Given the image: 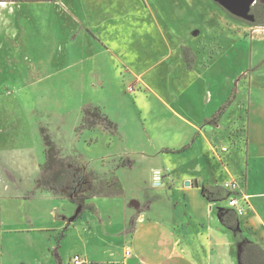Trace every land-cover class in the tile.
<instances>
[{"label": "rangeland", "instance_id": "374dc122", "mask_svg": "<svg viewBox=\"0 0 264 264\" xmlns=\"http://www.w3.org/2000/svg\"><path fill=\"white\" fill-rule=\"evenodd\" d=\"M59 1L64 2H0V196H32V204L24 210L27 222L37 216L38 224H49L50 211L55 207L69 223L53 236L0 232L4 259L27 264L33 258L42 264L48 248L59 252L63 264L75 254L89 257L95 250L101 254L106 247L119 253L122 244L110 237L113 228L100 225L101 216L105 223L107 218L123 223L122 212L127 210L133 190L144 183L149 167L162 166L157 146H172L187 130L181 119L158 100L157 89L142 83L145 79L162 88L166 75L158 70L139 76L120 67L119 71L107 56L87 58V42L79 37L70 40L69 32L74 27L68 25L67 9L57 4ZM191 1L195 7L201 4L202 9L188 10L186 17L194 12L191 23L207 41L199 48L198 59H191L193 65H185L187 70L199 68L197 84L179 95L173 108L199 123L211 117L214 127L223 121V134L213 130L215 147L224 141L228 152L237 149L228 162L233 175L240 169L243 151L246 179L249 156L264 158V23L256 26L241 22L212 0ZM259 3L264 6V0ZM133 61V67L141 70L156 60ZM92 66L96 83L89 80ZM99 70L101 75H97ZM87 111L89 117H85ZM40 128L47 131L62 156L79 161L82 171L78 186L48 199L36 198L40 192H49L37 189L35 183L39 166L45 161ZM132 157L137 166L130 170ZM92 178L101 192L121 194L90 197L98 213H79L71 199L88 194L90 191L80 189ZM221 179L229 178L222 174ZM201 189L204 192L208 188ZM221 217L225 227L231 229L228 231L234 245L254 240L264 245L260 231L255 235L244 224L237 230L239 221L230 209ZM140 219H134V227ZM12 248L15 252L8 254L6 251Z\"/></svg>", "mask_w": 264, "mask_h": 264}, {"label": "crops", "instance_id": "0c3cea01", "mask_svg": "<svg viewBox=\"0 0 264 264\" xmlns=\"http://www.w3.org/2000/svg\"><path fill=\"white\" fill-rule=\"evenodd\" d=\"M74 1L64 0L63 5L57 2L67 9L68 25L74 27L69 32L70 40L82 38L89 49L87 58L107 56L119 71L121 69L139 76L157 73L158 70L163 72L167 78L161 84L162 88L147 83L145 79L142 83L157 89L158 100L172 110L185 125L183 129H187L174 140L176 142L172 146H157L162 166L149 167L142 181L144 183L133 190L127 210L122 212L123 223L112 218H107L108 222L105 223V218L101 216L100 225L113 228L110 237L121 242L120 252L110 247H106L101 254L98 253L100 250H95L89 257L84 256L87 264H240L239 250L242 244L234 245L231 241L228 231L231 229L222 223L221 214L226 209L233 211L228 206V199L236 196L244 209L243 215L236 216L240 225L237 230L244 224L251 228L253 234L259 231L264 234V179H261L264 178V158L257 154L249 156V169L244 179L246 164L241 151L240 169L233 175L228 162L237 149L228 152L224 141L216 147L214 142V129L220 134L225 132L223 121L214 127L211 117L199 123L185 118L173 108L176 98L195 86L200 77L198 67L187 70L186 66L189 65L185 63L182 50L188 48L193 55L190 59L194 60L195 56L198 59L202 51L199 48L207 41L205 34L191 23L194 12L186 17L188 10H201V4L195 7L191 0ZM136 12L140 14L136 15ZM139 58L156 61L151 67L139 70L132 65L133 60ZM190 64L193 65V62ZM92 68L88 70L89 80L96 83V72ZM101 74V70L97 71V75ZM221 148L227 151L222 152ZM131 159L133 164L129 169L133 170L137 160L134 157ZM213 162L218 164L213 167ZM220 174L229 179H221ZM235 180L240 184V191L225 190L227 197L223 200H208L201 189L213 186L223 188L225 183ZM185 182L191 185L185 186ZM52 197L57 196L50 192H40L36 196L38 199ZM31 201L33 197L28 193L26 196L20 193L0 196L2 235H29L33 232L53 236L65 224L69 225L66 223L67 217L59 214L55 207L50 211L49 224H38L37 216L36 220L28 218V223L25 221L28 214L24 210L29 209ZM2 202L4 204L1 206ZM135 218L141 219L134 227ZM247 221L249 224H245ZM127 227L132 229L127 230ZM251 243L258 244L264 251V245L257 240ZM127 250L130 251L129 256L125 255ZM3 251L0 244V264H27L20 260H5ZM6 252L12 254L15 251L12 248ZM47 253L42 264H63L57 250L48 248ZM94 256L98 258L96 261L92 259ZM30 263L41 264L37 258L30 260Z\"/></svg>", "mask_w": 264, "mask_h": 264}, {"label": "trees", "instance_id": "16d2710c", "mask_svg": "<svg viewBox=\"0 0 264 264\" xmlns=\"http://www.w3.org/2000/svg\"><path fill=\"white\" fill-rule=\"evenodd\" d=\"M5 1L17 3H50L54 0H0V2ZM259 2L260 0H256L255 6L251 10V13L254 16V23L250 25L257 26L264 23V6ZM182 53L185 58V63L188 65L191 60L190 58H193V55L188 48H184ZM89 116V111L85 112V117ZM39 131L44 146L45 161L39 166L40 176L37 182H35L36 188L52 192L53 194H58L62 190L72 189L75 186H78L82 178L79 161L72 156H62L55 143L47 134V131L43 128H40ZM89 175L92 176V173ZM92 181H94L93 178L90 179V182L81 185L80 190L87 192L90 191L88 194H79L71 199V202L77 206L79 213L85 211L92 214L98 213V210L90 200V197H111L121 194V191L103 193L99 189H96V186ZM194 186L197 187L196 185ZM203 194L208 200H223L227 197V193L220 186L209 187L207 191L203 192ZM56 258L58 257L56 256ZM239 262L240 264H264V251L258 244L249 242L243 243L239 250Z\"/></svg>", "mask_w": 264, "mask_h": 264}, {"label": "water", "instance_id": "95a60500", "mask_svg": "<svg viewBox=\"0 0 264 264\" xmlns=\"http://www.w3.org/2000/svg\"><path fill=\"white\" fill-rule=\"evenodd\" d=\"M222 10L233 18L242 22L254 23V16L251 10L256 3V0H212ZM190 182H185V186H190Z\"/></svg>", "mask_w": 264, "mask_h": 264}, {"label": "built area", "instance_id": "2783aa9c", "mask_svg": "<svg viewBox=\"0 0 264 264\" xmlns=\"http://www.w3.org/2000/svg\"><path fill=\"white\" fill-rule=\"evenodd\" d=\"M222 152H226V148H221ZM223 189L226 191H238L240 190V184L236 181H230L223 185ZM245 198V197H244ZM245 202V199H244ZM228 206L233 210L236 216H241L244 213L243 205H240L236 196H231L228 199ZM126 256L130 255V251L125 252ZM69 264H87L85 257L75 254L70 258Z\"/></svg>", "mask_w": 264, "mask_h": 264}, {"label": "flooded vegetation", "instance_id": "af4514ba", "mask_svg": "<svg viewBox=\"0 0 264 264\" xmlns=\"http://www.w3.org/2000/svg\"><path fill=\"white\" fill-rule=\"evenodd\" d=\"M255 2H256V1H255ZM254 6H255V4H254ZM254 6H253V7H254ZM241 22H242V21H241ZM244 23H245V22H244ZM247 24H248V23H247Z\"/></svg>", "mask_w": 264, "mask_h": 264}]
</instances>
